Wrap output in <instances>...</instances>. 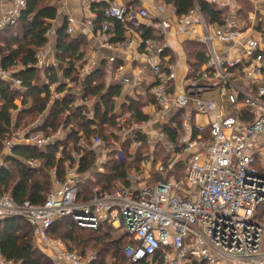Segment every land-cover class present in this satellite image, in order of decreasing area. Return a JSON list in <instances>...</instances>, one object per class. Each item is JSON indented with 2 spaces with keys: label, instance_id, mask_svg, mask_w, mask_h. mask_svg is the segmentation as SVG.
<instances>
[{
  "label": "built area",
  "instance_id": "built-area-1",
  "mask_svg": "<svg viewBox=\"0 0 264 264\" xmlns=\"http://www.w3.org/2000/svg\"><path fill=\"white\" fill-rule=\"evenodd\" d=\"M85 2L90 17L81 23L67 16V34L76 35L82 26L87 34L110 36L117 24L124 26L122 42L103 43L122 53L130 65L129 70L123 66L113 70L114 80L123 88L143 89L144 96L151 97L145 112L149 119L140 130L147 134L149 145L164 142L170 153L167 170L180 166L184 175L150 186L142 172H133L127 179L131 187L119 184L114 191L103 192L97 186L93 198L82 202L76 164L67 168L64 180L55 171L50 173L52 188L42 206L17 203L10 195L0 194V220L14 217L28 222L35 248L54 264L98 260L95 251L83 257L51 236L53 223L65 219L83 229L106 225L121 230V236L129 240L123 250L124 264H264L260 218L264 206V10L255 3L248 19L241 20V8L234 9L226 0H208L222 12L219 22L209 23L198 0L181 17L173 4L155 2L152 12L146 0ZM98 4L107 5L101 21L93 11ZM27 7V0H0V31L14 26ZM148 33L152 37H145ZM191 41L206 49L198 71L188 64L184 48ZM47 56L45 49L36 52L39 68L53 66L46 63ZM117 60L108 61L113 67ZM82 65L89 76L99 63L85 58ZM22 69L0 67V79L20 88L22 80L15 76ZM61 85H51L50 91ZM120 110L117 106L116 114ZM176 118L181 120L174 124L177 141L166 142L163 127ZM199 119H204L203 125ZM129 133L121 131L122 143ZM49 141L37 134L15 143L45 146ZM15 143H5V156H11ZM81 145L86 147L84 141ZM91 145L101 152L96 171L102 173L109 150L99 136L91 139ZM140 145L132 140V151ZM73 157L78 162L75 152ZM0 167H6L4 159ZM165 168L159 164L156 170L162 173ZM0 264L18 263L0 252Z\"/></svg>",
  "mask_w": 264,
  "mask_h": 264
},
{
  "label": "trees",
  "instance_id": "trees-1",
  "mask_svg": "<svg viewBox=\"0 0 264 264\" xmlns=\"http://www.w3.org/2000/svg\"><path fill=\"white\" fill-rule=\"evenodd\" d=\"M57 1L27 0V11L21 19L14 26L0 31V67L3 70L23 68L15 76L22 80L20 88L0 79V160L4 159L6 164V167H0V194L10 195L17 203L29 201L35 206H42L52 188L50 173L55 171L58 179L64 180L67 168L77 164L79 200L86 202L93 198V189L97 186L103 192L114 191L117 183L131 187L128 176L144 169L151 156L149 167L154 170L145 181L148 185L154 186L172 175H180L184 171H180V166L172 171L167 170L170 153L164 142L155 141L153 146L158 148L150 156L152 145L147 143V134L140 129L135 130L149 119L144 108L152 102L151 97L140 95L129 98L128 103L121 107V115H117L116 101L121 97L123 87L111 79V74L119 64H114L110 73L108 62L103 61L89 76L84 75L82 63L88 45L84 37L72 39L64 24L56 30L59 66L53 65L48 69L38 67L36 52L47 48L48 33L53 23L59 20ZM156 1L173 4L179 17L195 7L194 0ZM235 2L241 6L242 16L253 10L250 0ZM198 3L209 23L220 21L222 12L217 11L208 0H198ZM106 6L98 4L93 7V11L98 13L97 21L104 19ZM112 36L114 43L122 42L125 38L124 26L117 24ZM145 37L152 35L148 33ZM184 48L188 64L198 71L206 59L205 47L191 41L185 43ZM60 78L68 83L52 93L49 87L60 83ZM123 116L127 117L124 121L121 120ZM176 121L181 122L176 118L163 127L166 142L177 141ZM191 123L194 125V121ZM125 128L131 133L122 143L121 131ZM17 131L22 132L25 139L41 134L50 141L45 146L15 143L11 156H5V143ZM110 131L112 134L109 135ZM59 132L61 134L57 136ZM94 136H99L109 150L102 173L96 171L100 151L91 148ZM132 140L141 144L135 151L131 149ZM82 141L86 147H82ZM119 148L122 150V160L118 159ZM74 152L78 162L73 157ZM31 162L38 163V168L31 167ZM159 164L166 167L162 173L156 170ZM261 210L260 218L264 222V206ZM112 229L111 226H101L97 230L83 229L65 219L54 222L50 233L83 257L93 249L98 255L94 264H109L110 259L114 260L111 264H124L123 250L129 240L124 236L115 238ZM77 230L88 233L86 236L74 235ZM32 237L33 229L25 220L14 217L0 220V252L3 258L18 264H54L52 259L35 248Z\"/></svg>",
  "mask_w": 264,
  "mask_h": 264
},
{
  "label": "crops",
  "instance_id": "crops-1",
  "mask_svg": "<svg viewBox=\"0 0 264 264\" xmlns=\"http://www.w3.org/2000/svg\"><path fill=\"white\" fill-rule=\"evenodd\" d=\"M10 1L11 0H7V2H10ZM59 1H61L59 3L60 5L57 7L58 13H59V20L64 19L66 21L67 16L71 15V16L75 17V19H77L78 22L83 23L90 17V14L86 10L85 0H59ZM63 1H65V4H62ZM66 1H67V3H66ZM226 1L229 4H231V6H233V8H235V9L241 8V6H239L235 2V0H226ZM250 1L253 4L257 3V4L262 5L264 7V0H250ZM155 2H157V1L156 0H146V5L149 7V9L152 12H154ZM55 23L57 24L58 22H55ZM64 24H65V22H64ZM53 26H55L54 23H53ZM63 26H65V25H63ZM56 30H57V28H56ZM56 30H55V33H53V35L50 36V34H48L47 38H49V42H48L47 48H45L46 52L48 53L46 63L52 64L54 66H56L55 64H56V59H57V36H56L57 33H56ZM76 35L77 36L74 37V39L84 37L88 42L87 49H89V50H88V54L85 55V58H90V59L96 60L99 64H101L103 61H107L108 66H109V72L111 73L112 66L109 64L108 60L111 57H116L118 59L117 63L119 64V66H123L125 68H128V70H129L130 65L126 64L127 62L125 60V56L122 53H120L119 51H116V50H110V49L103 47L104 42H108V43L110 42L112 44H116L112 40L114 38L112 35L104 36V35H100L98 33L90 35V34L86 33L85 29L82 26H79L77 28ZM111 79L114 82H116L114 80V76L112 74H111ZM135 93H137V94L135 95ZM140 95L141 96L144 95L143 89H136L135 91H133L130 88H123V93H122L121 97H119L117 99L116 104L121 109V107L124 104L128 103L129 98H136L137 96H140ZM0 105H1V102H0ZM149 109H150V104L145 106L144 113L146 111H148ZM118 113H121V110L118 111ZM118 113H117V115H118ZM123 118H127V117L123 116ZM156 128H158V127H156ZM100 155H101V152H100ZM142 175H143L142 176L143 178L149 177V175L147 173L142 174ZM57 264H60V263H57Z\"/></svg>",
  "mask_w": 264,
  "mask_h": 264
},
{
  "label": "rangeland",
  "instance_id": "rangeland-1",
  "mask_svg": "<svg viewBox=\"0 0 264 264\" xmlns=\"http://www.w3.org/2000/svg\"><path fill=\"white\" fill-rule=\"evenodd\" d=\"M61 1H57V7L60 5L59 3H60ZM66 3H67V1H66ZM62 4H65V1H63V3ZM258 6V8L259 9H261V10H264V7L262 6V5H257ZM235 9V8H234ZM248 14L247 15H245V14H243V16H242V19L241 20H247L248 18ZM64 20V19H63ZM62 19H60V20H58L57 22V24L55 23V26H53L51 29H50V32L48 33V34H50V36L51 35H53V33H55V30H56V28L58 29V28H60V27H62L63 25H64V22H65V20L63 21ZM54 30V31H53ZM77 35H75V36H70L72 39H74V37H76ZM48 39V42H49V38H47ZM88 50L89 49H86V51H85V55H87L88 54ZM83 64V63H82ZM57 67L59 66V62L57 61V59H56V64H55ZM83 68H84V66L82 65V70H83ZM60 80V82L62 83V85H65V83L67 84L68 83V81H66V80H63L62 78H60L59 79ZM0 102L2 103V101H1V96H0ZM17 104L18 105H20V102H17ZM124 120L126 119V118H123ZM124 120H122V121H124ZM199 121V123L201 124V125H203V123L205 122L204 121V119H199L198 120ZM123 123V122H122ZM121 123V124H122ZM144 126V125H143ZM142 126V127H143ZM141 127H135V130H139ZM126 129V128H125ZM123 131H125V132H130V131H128V129H126V130H123ZM23 133L22 132H15L14 134H13V136L11 137V140H9V141H11V142H13V143H15V142H17V141H19L20 139H22L23 138V135H22ZM110 134H112V131H110L109 132V135ZM34 136V135H33ZM31 138V137H30ZM29 138V139H30ZM157 145V144H156ZM158 147L156 146H151L150 147V149H149V151H150V153H149V155L151 156L152 155V153H154V151L157 149ZM151 159H152V156H151ZM146 163V162H145ZM147 164H148V166H146L145 165V168L144 169H141L140 171H138V172H142V174H148V175H150V174H152V172H153V167H152V169H150V167H149V165H150V162H148V160H147ZM184 170V168L182 167L181 168V170L180 171H183ZM156 171V170H155ZM184 172L185 171H183L180 175H177L176 177L177 178H182L183 177V175H184ZM147 179H149V177L147 178ZM119 184L117 183V185H116V187L118 186ZM264 218V217H263ZM264 221V220H263ZM103 227H107L106 225L105 226H103ZM112 231L115 233V234H113L114 235V237L115 238H120V236H121V232H118V231H121V230H115L114 228L112 229ZM87 233H88V231H83V232H79L78 230L77 231H75L74 232V235H81V236H86L87 235ZM92 245V244H91ZM90 250V249H89ZM91 251H94L93 249L92 250H90V251H88V252H91ZM111 261H113V259H110L109 261H108V263L109 264H111Z\"/></svg>",
  "mask_w": 264,
  "mask_h": 264
}]
</instances>
